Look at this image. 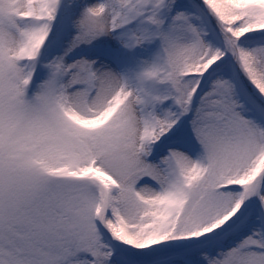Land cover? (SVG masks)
Instances as JSON below:
<instances>
[{
	"label": "snow or ice",
	"instance_id": "1",
	"mask_svg": "<svg viewBox=\"0 0 264 264\" xmlns=\"http://www.w3.org/2000/svg\"><path fill=\"white\" fill-rule=\"evenodd\" d=\"M0 264H264V0H0Z\"/></svg>",
	"mask_w": 264,
	"mask_h": 264
}]
</instances>
